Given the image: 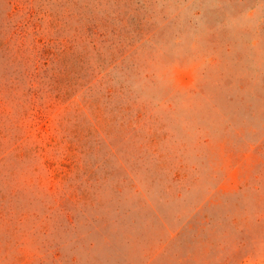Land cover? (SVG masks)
Returning a JSON list of instances; mask_svg holds the SVG:
<instances>
[{"label": "rangeland", "instance_id": "obj_1", "mask_svg": "<svg viewBox=\"0 0 264 264\" xmlns=\"http://www.w3.org/2000/svg\"><path fill=\"white\" fill-rule=\"evenodd\" d=\"M0 264H264V0H0Z\"/></svg>", "mask_w": 264, "mask_h": 264}]
</instances>
